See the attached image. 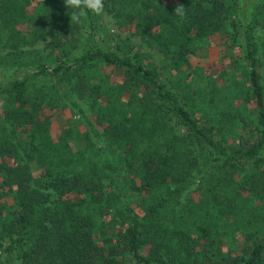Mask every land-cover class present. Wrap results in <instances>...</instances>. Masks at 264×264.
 <instances>
[{"label":"trees","instance_id":"1","mask_svg":"<svg viewBox=\"0 0 264 264\" xmlns=\"http://www.w3.org/2000/svg\"><path fill=\"white\" fill-rule=\"evenodd\" d=\"M103 2L171 70L191 67L181 101L138 45L95 41L99 16L0 0V28L47 39L43 63L0 81V264H264V0ZM39 79L85 98L104 150L52 129ZM120 173L133 207L104 190Z\"/></svg>","mask_w":264,"mask_h":264},{"label":"rangeland","instance_id":"2","mask_svg":"<svg viewBox=\"0 0 264 264\" xmlns=\"http://www.w3.org/2000/svg\"><path fill=\"white\" fill-rule=\"evenodd\" d=\"M20 30L19 33L17 29H5L1 25L0 81L8 78L11 74L20 77L23 72H31L38 63H43L42 59L45 54L44 47L47 43V39H38L30 44L26 42L30 37L26 32L28 30L25 27ZM263 33L264 29L257 28L255 35L257 38H260ZM95 41L104 48L112 47L117 41L127 45H138L140 51L143 54L147 53L149 60H152L159 74V78L161 81L165 82L166 89L169 90L177 100L181 101L179 97L183 94L181 92L183 85L180 84L184 82L181 81L183 77L178 72L183 71L184 73H188V71L191 70L190 66H183L179 71L171 70V68L166 66L165 58L158 50L145 45L137 36H131L130 32L126 30L125 27L118 26L114 22V18L105 11L102 15H99L96 21ZM212 51L214 53L216 49ZM207 53L210 55L209 50ZM260 61H262V59ZM190 64H192V62H190ZM107 70L106 67H102L98 72L102 73L104 71L106 73ZM260 71L263 76L264 65H261ZM201 85H203V88L207 87L205 85V80L201 82ZM30 88L35 92H37L35 89H39L40 91H47V89H49L46 100H51L53 106L45 104L46 108L44 109H47V113H49L50 126L55 132L61 128L69 129L73 137L85 135L94 146L104 150L105 140L100 133L94 114L92 110L89 109L85 98L78 92H75L72 86L61 84L54 79H39ZM71 139L72 138H68V141L70 142ZM71 148H73V144ZM200 175L201 172L196 175V179L192 181V184L182 189L176 195L175 202L178 205L186 204L187 201H193L199 196L202 190L198 182ZM127 178L128 176L125 173L117 175L110 174L102 178V184L104 185V190L107 191L109 189L111 194L115 193L119 195V199L122 202L129 207H133L136 200H134L132 194H130ZM134 209L137 211V208Z\"/></svg>","mask_w":264,"mask_h":264},{"label":"clouds","instance_id":"3","mask_svg":"<svg viewBox=\"0 0 264 264\" xmlns=\"http://www.w3.org/2000/svg\"><path fill=\"white\" fill-rule=\"evenodd\" d=\"M64 5L67 9L74 10L71 15V19L74 21L86 17L89 12L97 16L104 13L103 0H64ZM174 14L183 19L185 17V7L178 4L174 9Z\"/></svg>","mask_w":264,"mask_h":264}]
</instances>
